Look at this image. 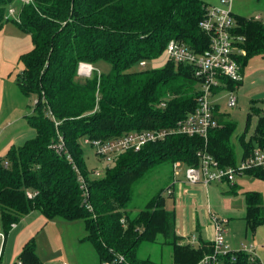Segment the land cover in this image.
I'll return each mask as SVG.
<instances>
[{"label":"trees","instance_id":"trees-1","mask_svg":"<svg viewBox=\"0 0 264 264\" xmlns=\"http://www.w3.org/2000/svg\"><path fill=\"white\" fill-rule=\"evenodd\" d=\"M13 1L0 0V29L11 20L4 11ZM207 6L203 0H31L21 5L18 18L11 21L31 35L33 49L22 57L17 84L25 94L35 95L34 111L27 116L35 136L0 158V219L5 231L39 210L47 219L82 220L83 240L95 248L98 264H166L139 255L144 243L169 245V264H197L212 252L210 240L199 246L182 241L175 212L165 207L164 188L149 195L135 212L134 194L164 162L196 165L197 152L204 147L221 166L235 165L254 148L264 149L262 108L250 106L247 127L253 116L256 126L250 135L246 127L237 136L239 158L232 141L236 123L220 112L219 126L206 142L199 136H168L140 151L120 154L105 168L103 178L90 176L79 145L83 136L110 139L129 131L173 127L196 108L200 85L190 65L169 60L161 68L135 67L158 57L172 39L196 52L206 49L209 38L198 23ZM234 18L243 72L248 58L264 57V22L235 13ZM101 61L110 64L107 72L96 71ZM80 63L93 66L89 77L78 75ZM228 87L233 89L234 83ZM59 137L63 152L57 151ZM75 167L85 178L87 196ZM245 174L264 180V166ZM245 201L244 219L255 230L264 223L262 195L245 191ZM19 258L23 264H40L31 241ZM218 264L260 263L237 251Z\"/></svg>","mask_w":264,"mask_h":264},{"label":"rangeland","instance_id":"rangeland-1","mask_svg":"<svg viewBox=\"0 0 264 264\" xmlns=\"http://www.w3.org/2000/svg\"><path fill=\"white\" fill-rule=\"evenodd\" d=\"M203 1L210 6L222 5L220 0ZM22 4L23 1L14 0L5 9V17L11 20L17 19ZM231 8L235 14L259 15L261 21L264 22V0H232ZM10 9L14 10L13 14H10ZM11 20L4 22L0 29V158L3 159L10 147L21 146L26 140L35 136V129L27 120V116L34 111L35 95L25 94L17 84L18 74L23 68L22 57L33 49V42L31 35L18 28ZM168 61L169 57L164 51L158 57L146 60L144 67L139 64L135 68H161ZM96 66L98 73L107 72L111 67L109 63L103 61L98 62ZM229 92L230 90H221L213 94L210 100L216 104L218 111L223 113L224 119H231L236 123L232 141L236 156L239 158L242 148L237 136L246 130L247 113L250 106L255 103L264 111V57L255 55L248 58L243 68V81L238 85L234 84L232 90L236 97V104L233 107L227 105ZM256 121V116L250 119L246 136L253 132ZM87 140L89 139L85 136L79 139L85 167L88 171H92L90 176L103 178L105 168L111 166V163L99 157L95 148ZM161 165L163 166L154 171L145 183L137 186V190H139H136L137 192L134 194L136 208L133 212L144 204L149 195L164 188L165 207L174 211L176 217L181 218L184 206L177 202L174 203L173 196H169L166 187L169 183L172 184L175 179L183 180L185 167L181 166L180 171L177 172L178 175H175L170 162H164ZM234 183L236 184L234 192L228 191L231 187L230 184L210 183L207 187L208 201L206 205L209 203L212 215L223 221L226 231L225 240L230 251H253L252 254L258 257L260 264H264V223L257 226L255 230H251L244 219L246 214L245 191L248 190L261 193L264 214V180L243 174L237 176ZM17 226L20 228L18 233L28 232L27 239L22 238V240L34 243L37 257L43 264L99 263V256L91 242L83 240L86 231L82 220L68 221L59 217L47 219L44 215L36 212L21 220ZM0 232H5L1 221ZM208 233V230L202 228L201 236L204 240L207 239ZM16 236L13 234L12 238L8 239L9 246L7 244L3 255V261H8L9 264H17L20 261L21 250L15 251V246L19 241ZM22 240L19 241L18 246L22 244ZM1 251L2 246L0 245V256ZM138 251L139 255L149 256L157 262L166 264L172 262V249L166 244L144 243Z\"/></svg>","mask_w":264,"mask_h":264},{"label":"built area","instance_id":"built-area-1","mask_svg":"<svg viewBox=\"0 0 264 264\" xmlns=\"http://www.w3.org/2000/svg\"><path fill=\"white\" fill-rule=\"evenodd\" d=\"M23 3H29L31 0H21ZM221 6L206 7L205 15L200 19L198 27L208 36V47L201 52L194 51L191 47L182 41L172 39L166 46V53L169 60L177 64H187L193 69L194 76L199 80V93L196 108L187 114L184 118L177 121L173 127H164L157 129H148L141 131H129L123 135L110 139H89V142L96 150L99 157L106 162L113 164L114 159L127 151H140L148 143L162 141L168 136L174 134H183L188 136H199L207 141L208 134L214 128L219 126L217 120L218 107L210 97L221 90H230L227 105L233 107L236 104V97L233 89L228 87L229 82L239 83L243 80V72L240 62L237 60L243 54L242 48L238 43L241 42V36L233 33L236 26L234 12L232 11V0H220ZM14 10L10 9V14ZM258 19L259 16L254 17ZM80 63L77 73L82 77H89L92 70L88 73L81 72ZM88 64V63H86ZM140 65L144 66L142 61ZM164 106L163 103H161ZM64 141L59 137L57 151L63 152ZM198 162L196 165H187L181 161H175L172 165L173 172L176 175L179 168L184 165V179L189 186H199L206 190L212 182H221L233 184L235 178L245 174L247 169L264 166V149L254 148L252 152L243 159H239L235 165L221 166L207 151L206 147L197 152ZM67 158L71 159L67 154ZM77 179L84 195H88L85 178L75 167ZM174 183V182H173ZM168 194H172L171 184L167 187ZM32 197V193H27ZM213 227L212 252L205 254L197 264H218L223 256L234 255L230 251L229 245L225 240V228L223 221L211 215ZM14 225V224H13ZM186 237V236H185ZM4 234L0 232L1 242ZM186 243L196 246L199 243L196 234L187 236ZM252 259H258L253 251H243ZM123 259L122 256H120ZM260 263V261H259ZM18 264H23L21 261ZM66 264V263H63Z\"/></svg>","mask_w":264,"mask_h":264},{"label":"crops","instance_id":"crops-1","mask_svg":"<svg viewBox=\"0 0 264 264\" xmlns=\"http://www.w3.org/2000/svg\"><path fill=\"white\" fill-rule=\"evenodd\" d=\"M257 16L259 15H255L252 17H257ZM258 19L261 20V17L259 16ZM173 182L174 183L171 184L172 194H169V196L170 197L173 196L174 203L177 202L178 204L180 203L182 206H184V209L182 210L181 218L176 217V230H177V233L183 238L182 241L186 242L187 236H190L191 234L197 235L199 243L196 246H199L201 241H206V240L211 241L213 237V227H212V223L210 220L212 213L210 212L209 203L206 205V202L208 201L207 200L208 199V194H207L208 189L206 188V190H203L199 186H189L185 182L184 175H183V180L175 179ZM230 185L231 187L228 191L234 189L236 186L234 182L233 184H230ZM36 212H39V214H42L39 210H33L29 212L27 215H25L23 218H21V220H23L24 218ZM18 223L12 225V227L8 231H5L4 233L1 232L4 234V239L2 242L0 240V245L2 246L0 264H9L8 261H5V260L3 261V255H4L7 244L9 246L8 239L10 240L12 238V235L14 234V235H17L16 238L20 241L22 240V238L27 239L28 237L27 235H29L28 232L26 231L23 233L17 232L20 230V228L17 226ZM24 226L26 227V225ZM202 228H205L209 232L208 237L205 240L201 236ZM12 229L13 231L11 232V234L8 235V233ZM24 239L21 242L22 244L24 243L23 245L20 244V246H18L19 241L17 242L15 246L16 247L15 251L22 250L23 246L28 242V241L24 242L25 241ZM21 245H22V248H21ZM40 264H43L42 261H40Z\"/></svg>","mask_w":264,"mask_h":264},{"label":"bare ground","instance_id":"bare-ground-1","mask_svg":"<svg viewBox=\"0 0 264 264\" xmlns=\"http://www.w3.org/2000/svg\"><path fill=\"white\" fill-rule=\"evenodd\" d=\"M90 69H91V66L89 64L84 63V64H82L81 72L88 73L90 71Z\"/></svg>","mask_w":264,"mask_h":264}]
</instances>
